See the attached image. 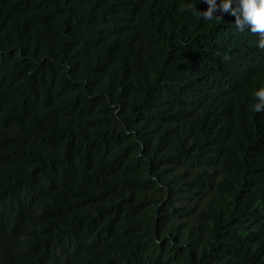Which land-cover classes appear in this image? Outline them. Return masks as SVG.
<instances>
[{
	"label": "trees",
	"instance_id": "1",
	"mask_svg": "<svg viewBox=\"0 0 264 264\" xmlns=\"http://www.w3.org/2000/svg\"><path fill=\"white\" fill-rule=\"evenodd\" d=\"M207 8L0 0V264H264V50Z\"/></svg>",
	"mask_w": 264,
	"mask_h": 264
},
{
	"label": "clouds",
	"instance_id": "2",
	"mask_svg": "<svg viewBox=\"0 0 264 264\" xmlns=\"http://www.w3.org/2000/svg\"><path fill=\"white\" fill-rule=\"evenodd\" d=\"M208 5L206 11H194V15L204 21H220L223 15L217 13L231 14L235 16V26L241 32L250 27L251 33L259 37L257 46L264 50V0H204ZM185 9L191 10V5H185ZM258 103L254 106L257 113L264 112V87L254 93Z\"/></svg>",
	"mask_w": 264,
	"mask_h": 264
}]
</instances>
